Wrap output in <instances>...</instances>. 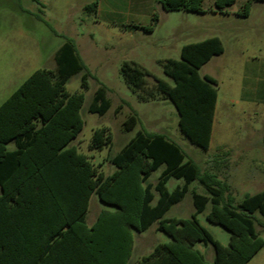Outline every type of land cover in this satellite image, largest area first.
Returning a JSON list of instances; mask_svg holds the SVG:
<instances>
[{"label": "trees", "instance_id": "obj_1", "mask_svg": "<svg viewBox=\"0 0 264 264\" xmlns=\"http://www.w3.org/2000/svg\"><path fill=\"white\" fill-rule=\"evenodd\" d=\"M235 1L216 0V7L222 11ZM254 1L264 0H249L238 15L248 16ZM160 3L167 12H205L203 0ZM98 5L99 0H93L85 10L95 13ZM159 21L155 13L150 25L128 27L152 32ZM223 52L218 37L184 45L179 60L161 62L173 84L156 78L158 93L178 112L180 131L204 150L212 140L218 83L202 76L200 69ZM55 59V69L36 70L0 105V264H129L134 233L152 225L170 241L157 244L140 264H247L264 247L256 228L257 222L264 227V191L234 205L232 196L226 195L228 185L215 174L202 172L195 161L186 160L181 146L167 135L140 130L119 153L109 154L107 162L115 168L110 175L70 146L84 126L85 94L69 93L66 84L73 75L83 73L81 85L87 88L90 72L71 38L65 39ZM121 74L130 90L145 100L146 78L151 73L135 62H125ZM110 107L106 89L99 87L89 112L104 115ZM138 121L136 113H131L124 130H133ZM111 143L108 129L99 128L90 148L102 149ZM162 166L156 185L147 183ZM170 178L185 183L170 192L166 187ZM194 181L205 186L207 194L192 191L191 217L166 218ZM153 189L159 195L156 204ZM94 193L108 208L89 226L86 214ZM208 203L206 219L230 233L228 246L198 219ZM199 244L213 247L212 262L197 248Z\"/></svg>", "mask_w": 264, "mask_h": 264}, {"label": "rangeland", "instance_id": "obj_2", "mask_svg": "<svg viewBox=\"0 0 264 264\" xmlns=\"http://www.w3.org/2000/svg\"><path fill=\"white\" fill-rule=\"evenodd\" d=\"M210 2L205 0L206 7H209ZM155 12L160 21L152 32H140L127 37L112 32L105 25L94 24L93 15H90L89 22L74 26L72 23L60 22V13L53 5H48L44 10L41 4L33 0H0V105L36 70L55 69L57 50L69 38L68 35H73L71 39L78 45L79 55L90 77L87 88L81 85L83 73L73 75L66 84L69 93L85 94L81 108L84 126L70 146H76L79 152L89 156L99 170L110 175L115 168L107 162L109 154L119 153L142 129L163 133L181 146L186 160L195 161L202 172L215 174L221 183H226L229 187L226 195L230 194L234 205H237L245 196L264 191V146L257 145L258 135L253 130L256 126H264V123L259 107L242 100L247 89L241 79V70L232 61L231 46L225 42L226 55L215 56L205 68L203 66L200 69L202 76L208 73L214 77L219 93L214 132L208 150L192 143L182 134L175 106L160 95L155 86L156 78L173 84L165 75L161 62L179 60L180 46L184 43H196L216 36L223 22L222 17L211 12L198 14L171 11L165 16L158 10ZM179 26L185 29H179ZM69 27H76L77 30H67ZM81 27L91 32L84 33ZM258 41L260 45V41L264 40ZM125 62H135L151 73L146 78L145 100H141L127 86L121 74ZM99 87L106 89L111 102L110 109L104 115L89 112ZM133 112L139 119L138 124L133 130L126 131L123 124ZM99 128L108 129L112 143L102 149H91L93 134ZM222 142L227 143V146L221 148ZM163 169L164 166L153 172L147 183L156 185ZM184 183V179L170 178L166 187L171 192ZM192 191L207 194L205 186L197 181L192 182L186 197L174 205L165 217L190 218L194 211ZM153 192L155 198L152 203L156 204L159 195L155 189ZM104 208L108 206L99 200L97 194H92L86 214L89 225ZM210 209L211 204L208 203L198 219L215 239L228 246L230 233L206 219ZM256 216L262 219L259 213ZM256 228L264 238V227L257 222ZM134 240L135 247L129 264H135L155 244L165 243L169 238L158 231L156 225H152L144 232H135ZM213 253V247L209 246L206 257ZM247 264H264V247Z\"/></svg>", "mask_w": 264, "mask_h": 264}, {"label": "crops", "instance_id": "obj_3", "mask_svg": "<svg viewBox=\"0 0 264 264\" xmlns=\"http://www.w3.org/2000/svg\"><path fill=\"white\" fill-rule=\"evenodd\" d=\"M33 1L41 4L44 10H46L48 5H53L60 13L58 14L60 17V22L69 24L72 23L74 26H76L77 24L89 22L91 20L90 15H93L94 24L105 25L110 27L112 32L120 33L125 36L127 35V37L140 32L149 33L141 29H132L128 26L150 25L151 22L148 24V21H152V16L156 13L155 10H158L163 16H165L167 13V11L163 9L160 0H99L98 9L95 13H89L85 10V7L93 0ZM248 1L249 0H236L234 4L220 11L216 7V0H211L209 7H206L205 0H203V8L205 10L204 13L211 12L214 15H220L222 17L223 22L220 25L219 31L216 33V36H211L218 37L224 46V52L216 57H224V55H226L227 48L225 42H228V46H231L232 61L237 63V66L241 70V79L247 89V93L243 95L242 100L249 101L259 107L260 113L262 112V121L264 123V41H260V45L258 41L264 40V1H254L251 4V9L248 16L238 15V13L241 12L243 6ZM256 12H258V14L255 16ZM180 28L185 29L182 28V26H179V29ZM69 29L77 30L76 27H69L67 30ZM80 30H83L84 33L87 31V29L83 27H81ZM88 32L91 31H87V33ZM68 37L74 38L73 35H68ZM184 45H187V43L182 44L180 46L181 49ZM77 49L79 51L78 45ZM214 58L215 57L212 59ZM212 59L204 65V68L212 61ZM205 75L211 76L208 73H204V76ZM218 103L219 93L215 110L212 136L216 121ZM253 130L255 131L254 133H257L258 135V139H256V141H258L257 145L260 144L264 146V126H256L253 128ZM226 146L227 143H221V148ZM10 148L13 147L10 146ZM156 245L157 244L152 247L148 254L143 255L140 259H138L135 264H140L144 257L150 255ZM197 248L205 255V258L208 262L213 261L214 253L210 254L208 258L206 257L208 247H205L204 249V246L199 244L197 245Z\"/></svg>", "mask_w": 264, "mask_h": 264}]
</instances>
